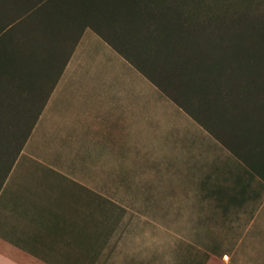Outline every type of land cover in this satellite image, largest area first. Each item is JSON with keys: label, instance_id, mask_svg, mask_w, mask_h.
I'll list each match as a JSON object with an SVG mask.
<instances>
[{"label": "trees", "instance_id": "trees-1", "mask_svg": "<svg viewBox=\"0 0 264 264\" xmlns=\"http://www.w3.org/2000/svg\"><path fill=\"white\" fill-rule=\"evenodd\" d=\"M228 2L0 0V81L16 78L12 63L73 50L93 30L238 158L230 183L205 194L228 213L264 190V0ZM2 127L0 153H12Z\"/></svg>", "mask_w": 264, "mask_h": 264}, {"label": "crops", "instance_id": "crops-1", "mask_svg": "<svg viewBox=\"0 0 264 264\" xmlns=\"http://www.w3.org/2000/svg\"><path fill=\"white\" fill-rule=\"evenodd\" d=\"M88 31L96 36L88 39ZM101 43L116 51L87 29L73 50L56 48L42 82H29L6 94L4 108L17 114L34 111L35 115L22 149L10 158L0 153V264H218V256L222 258L219 264H247L243 239L228 252L202 242L200 216L191 217V221L179 217V224L193 226L188 239L194 243L183 238L184 243L176 248L169 247V233L164 234L161 247L154 238L130 232L91 234L87 230L90 237L85 236V187H89V182L85 186V177L91 176L85 171L86 154L90 152L86 147L89 140H116L106 130L118 120L121 106V91L113 84V74L97 70L99 66L94 63L90 65L93 50ZM40 94L44 95L41 99ZM22 117L16 121L19 126ZM51 140L73 144L85 140V152L73 148L67 156L60 154L48 148ZM99 171L102 177L115 176L112 168ZM97 185L92 191L116 192L111 186ZM254 202L232 207L228 213L219 209L226 217L233 211L260 217L262 206L245 211ZM179 237H183L181 233ZM262 239L260 243H264Z\"/></svg>", "mask_w": 264, "mask_h": 264}, {"label": "rangeland", "instance_id": "rangeland-1", "mask_svg": "<svg viewBox=\"0 0 264 264\" xmlns=\"http://www.w3.org/2000/svg\"><path fill=\"white\" fill-rule=\"evenodd\" d=\"M246 5L256 8L260 4L246 0ZM90 36L96 35L88 31L85 37L90 39ZM93 51L90 65L94 63L99 66L97 70L113 74V84L121 91V106L118 120L106 130L116 140H89L86 147L90 152L86 154L85 171L91 176L85 177V186L89 182V187H85V236L97 232H130L147 235L145 239L154 238L161 247L164 234L169 233V247L176 248L183 238L184 242L194 243L188 239L193 226L179 224V217L191 221V217L200 216L204 244L210 242L228 252L243 239L247 264H264V243L259 241L260 237L264 240V190H261L262 198L245 209L250 212L257 205L262 206V216L250 217V213L243 216L236 211L228 218L222 215L217 203L206 199L205 194L217 185L230 183L226 180L228 173L242 167L238 158L107 43H101ZM49 57L48 53L39 54L25 61L23 67L20 62L12 63L16 78L11 77L13 81L8 84L2 79L0 92L5 87L10 90L29 82H42ZM53 66L56 68V64ZM34 115V111L17 114L0 106V123L3 122L0 126L8 135L14 133L12 153L5 151L8 158L24 146L32 131ZM20 117L23 119L19 126L16 121ZM48 143V148L66 156L73 148L85 152V140L80 144L57 140ZM108 168L114 170L115 176L98 175L103 173L99 169ZM98 182L116 192L92 191L99 187ZM221 259L218 256V264Z\"/></svg>", "mask_w": 264, "mask_h": 264}]
</instances>
